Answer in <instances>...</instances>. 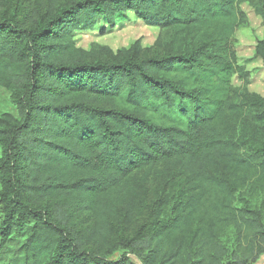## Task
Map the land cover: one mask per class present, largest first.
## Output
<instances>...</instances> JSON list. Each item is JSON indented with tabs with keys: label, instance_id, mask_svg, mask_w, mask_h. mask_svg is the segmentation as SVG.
I'll list each match as a JSON object with an SVG mask.
<instances>
[{
	"label": "trees",
	"instance_id": "16d2710c",
	"mask_svg": "<svg viewBox=\"0 0 264 264\" xmlns=\"http://www.w3.org/2000/svg\"><path fill=\"white\" fill-rule=\"evenodd\" d=\"M240 1L16 0L7 7L0 86L17 113L0 114V256L14 235L26 234L24 264H129L103 251L114 221L139 209L138 188L160 163L187 174L194 191L166 221L162 206L153 208L123 244L139 246L142 264H224L230 225L238 234L231 264L264 253V143L247 151L227 135L242 116L240 98L253 96L232 83L238 70L227 55ZM129 9L171 33L176 48L139 59V42L115 52L76 45L77 31ZM256 51L264 59V40ZM248 185L263 194L258 208L235 206ZM79 211L94 222L80 224Z\"/></svg>",
	"mask_w": 264,
	"mask_h": 264
},
{
	"label": "rangeland",
	"instance_id": "374dc122",
	"mask_svg": "<svg viewBox=\"0 0 264 264\" xmlns=\"http://www.w3.org/2000/svg\"><path fill=\"white\" fill-rule=\"evenodd\" d=\"M16 0H0V16L13 6ZM23 4L31 0H19ZM19 3V6L23 5ZM237 9L240 20L235 33L228 41V59L237 68V73L232 78V83L242 92L252 93L251 98L242 96V116L237 121H231L227 135L244 143L243 150L251 151L264 143V59L257 54V44L264 40V1L242 0ZM76 45L86 50L94 46H105L118 51L130 48L135 43H140L137 58L152 55H165L175 49V38L159 25H153L137 15L132 10H126L114 15L112 21L101 16L95 27L79 30L74 35ZM174 47H173V46ZM243 69L244 72L241 71ZM9 89L0 86V114L17 111L11 102ZM145 169L137 172L144 174ZM192 184L187 174H182L176 169L166 168L160 163L153 167L148 178L138 188L140 207L130 220L122 214L114 221L115 235L112 243L103 251L105 257L116 261L126 258L129 264H142L139 259V246H125L128 239L149 221L150 214L155 207L162 206L161 221H166L177 213L178 203L193 193ZM263 194L250 185L242 188L235 201V206L242 207L248 203L253 208H258L262 202ZM78 222L89 225L95 218L89 211H79ZM0 206V223L2 220ZM237 230L233 225L226 227L222 234V241L228 247L229 253L224 264L234 261L237 248ZM0 234V243H1ZM26 240V234L14 235L7 243L0 256V264H24L21 249ZM249 264H264V253L257 260Z\"/></svg>",
	"mask_w": 264,
	"mask_h": 264
}]
</instances>
